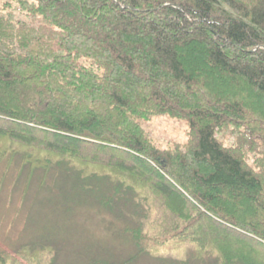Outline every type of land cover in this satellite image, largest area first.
Here are the masks:
<instances>
[{
  "label": "trees",
  "instance_id": "1",
  "mask_svg": "<svg viewBox=\"0 0 264 264\" xmlns=\"http://www.w3.org/2000/svg\"><path fill=\"white\" fill-rule=\"evenodd\" d=\"M156 116L187 141L155 144ZM0 121V153L69 160L77 195L130 200L138 248L150 231L264 264V0H0ZM19 249L0 264L55 262L51 245Z\"/></svg>",
  "mask_w": 264,
  "mask_h": 264
},
{
  "label": "rangeland",
  "instance_id": "2",
  "mask_svg": "<svg viewBox=\"0 0 264 264\" xmlns=\"http://www.w3.org/2000/svg\"><path fill=\"white\" fill-rule=\"evenodd\" d=\"M5 124L0 121L3 127ZM142 125L151 140L162 148L183 144L188 139V127L183 120L156 116ZM2 144L12 149L0 153V249L17 253L25 245H51L56 249L54 264H96L99 260L117 264L128 259L130 264H222L217 255L202 254L193 243H174L171 238L157 240L150 231L147 237L152 249L138 248L124 231L128 221L132 224L130 221L136 220L130 200L122 207L108 204L111 206L105 208L98 203L97 195H77L74 184L80 182L67 166L74 168L78 164L63 160L49 168L32 166L23 158L25 147L9 141ZM51 159L52 164L58 160ZM100 177L107 180L105 175ZM171 181L190 199L187 191ZM101 183L105 181L97 183L100 188ZM120 213L122 216L117 215ZM142 224L148 228V220Z\"/></svg>",
  "mask_w": 264,
  "mask_h": 264
}]
</instances>
